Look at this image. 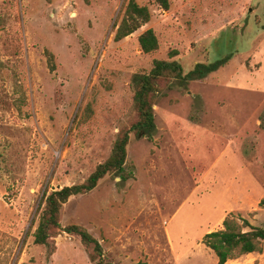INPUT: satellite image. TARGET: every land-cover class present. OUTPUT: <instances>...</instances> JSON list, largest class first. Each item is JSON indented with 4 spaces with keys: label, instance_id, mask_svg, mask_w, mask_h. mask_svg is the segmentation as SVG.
Returning a JSON list of instances; mask_svg holds the SVG:
<instances>
[{
    "label": "rangeland",
    "instance_id": "374dc122",
    "mask_svg": "<svg viewBox=\"0 0 264 264\" xmlns=\"http://www.w3.org/2000/svg\"><path fill=\"white\" fill-rule=\"evenodd\" d=\"M127 1L0 0V264H93L77 235L53 237L51 255L34 243L44 196L109 156L135 119L132 75L172 50L184 72L230 58L157 97L153 139L130 134L133 176L71 196L61 224L109 264H217L205 233L226 216L264 223V0H135L150 19L115 40ZM148 28L158 48L144 53ZM227 264H264V241Z\"/></svg>",
    "mask_w": 264,
    "mask_h": 264
},
{
    "label": "trees",
    "instance_id": "16d2710c",
    "mask_svg": "<svg viewBox=\"0 0 264 264\" xmlns=\"http://www.w3.org/2000/svg\"><path fill=\"white\" fill-rule=\"evenodd\" d=\"M162 9H168L169 0H155ZM150 19L146 5H139L135 0H128L120 21L115 25L114 39L120 40L130 35ZM264 29V21L262 22ZM142 52L149 53L158 48V39L152 28L144 30L138 36ZM176 51H169L168 59H154L148 72H138L132 75L133 108L135 119L113 143L109 156L99 163L94 171L81 183L63 186L52 190L44 196V205L39 214L38 222L33 233V241L47 247L48 255L55 251L53 237L61 232L77 235L90 255L93 264H109L105 260L100 242L87 229L78 224L63 226L60 222L62 206L71 196L84 194L96 187L100 179L107 174L126 181L133 176L131 170L125 167L127 145L130 134L145 136L153 139L156 131L153 105L157 97L164 95L174 84L186 87L191 81L201 80L209 73L223 66L230 58L225 56L210 63L198 62L192 69L184 72L179 60L175 59ZM50 68L53 69L52 55L49 54ZM264 203V199L260 204ZM244 227H248L244 229ZM264 241V223L262 226H252L245 219L238 222L232 216H226L222 228L205 233L202 242L216 256L217 264H224L230 259L258 251Z\"/></svg>",
    "mask_w": 264,
    "mask_h": 264
},
{
    "label": "crops",
    "instance_id": "0c3cea01",
    "mask_svg": "<svg viewBox=\"0 0 264 264\" xmlns=\"http://www.w3.org/2000/svg\"><path fill=\"white\" fill-rule=\"evenodd\" d=\"M248 254H250V253H248ZM245 255H247V254H245ZM239 258V257H238ZM235 259H237V258H235ZM231 260H234V259H230V260H228V261H226L224 264H227L229 261H231Z\"/></svg>",
    "mask_w": 264,
    "mask_h": 264
}]
</instances>
